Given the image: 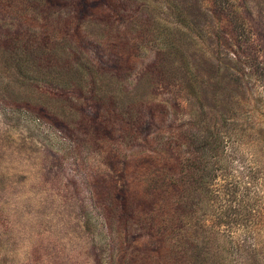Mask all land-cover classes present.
Here are the masks:
<instances>
[{"label":"rangeland","instance_id":"374dc122","mask_svg":"<svg viewBox=\"0 0 264 264\" xmlns=\"http://www.w3.org/2000/svg\"><path fill=\"white\" fill-rule=\"evenodd\" d=\"M208 124L234 160L214 213L248 178L264 208V0H0V264H185L131 195L153 163L139 152L195 156L187 139ZM234 216L208 264H264L236 248L253 239Z\"/></svg>","mask_w":264,"mask_h":264},{"label":"trees","instance_id":"16d2710c","mask_svg":"<svg viewBox=\"0 0 264 264\" xmlns=\"http://www.w3.org/2000/svg\"><path fill=\"white\" fill-rule=\"evenodd\" d=\"M179 19H181L180 16ZM181 22L189 27L186 20H181ZM83 66L85 65H79V68H84ZM87 71L90 75L89 71L91 70L87 68ZM84 74L87 75L86 72ZM80 78L84 79L85 77L83 75ZM258 134L263 137L264 129L261 128ZM222 136L219 128L212 124L201 126L200 129L192 132L187 142L184 141L189 145L187 152L191 149L195 153V156L192 157L183 155L179 159L173 158L165 150L163 144H156V148L150 150L145 148L138 153L140 156L148 153L153 154V156L150 155L153 163L143 168L141 190L136 195H131L138 196L142 201L138 214L140 216L142 214L148 224H151V232L157 236V233L162 234V239L158 236L160 241H156L160 250L163 248L169 250L172 256L181 255L185 264H208V259H205L204 255H210L208 253L210 241L223 234L221 231L223 226L229 228L237 222V218L234 216L236 211L239 220L247 219L249 225L245 224L247 226H244L250 228L253 233L245 235L253 239V242L236 248L247 252L249 249L255 258L256 255L264 257V208L261 205H256L262 196L259 191L252 192V189L248 188L251 187L250 182L247 183L249 178L245 182L241 181L238 187L234 185L235 189L243 190L242 199L237 207L219 215L212 210L213 204L210 206L209 197L214 193L212 185L213 181L217 179L216 171H222L225 179L234 163L227 150L231 141H225ZM186 143H183L182 147ZM213 213L218 216H214L218 220L209 225L207 218ZM121 223L123 224L120 226H123L124 230L131 228L129 219L123 220ZM109 230L110 233L115 232V226ZM117 233L122 234L120 230ZM161 240L164 246H162ZM153 242L155 240L151 234L142 238V255L148 254L149 246ZM243 242L245 243L246 239ZM138 247H141V242ZM231 250L233 252L236 250L233 245L225 252L229 253ZM153 255L155 256L147 255L148 258L146 256L144 261L149 259L154 262L159 254ZM180 263L182 262L179 261L178 264ZM217 264L224 263L217 262Z\"/></svg>","mask_w":264,"mask_h":264}]
</instances>
